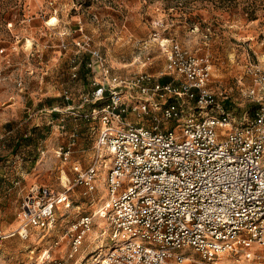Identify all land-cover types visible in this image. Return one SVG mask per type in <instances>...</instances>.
Segmentation results:
<instances>
[{"label": "built area", "instance_id": "built-area-1", "mask_svg": "<svg viewBox=\"0 0 264 264\" xmlns=\"http://www.w3.org/2000/svg\"><path fill=\"white\" fill-rule=\"evenodd\" d=\"M162 28L157 20L151 42L166 58L163 75L174 79L166 84L145 73L123 78L100 51L76 42L72 81L79 79L83 54L93 75L91 92L80 96L78 109L95 106L79 116L70 113L73 105L53 112L60 124L70 114L99 124L90 127L94 157L85 169L74 166V185L64 193L31 189L18 213L20 235L27 238L28 228L52 229L57 207L71 208L74 187L94 199L98 167L111 159L105 176L110 202L100 210L110 246L101 264H264V71L253 68L254 84L242 91L257 106L253 117L237 120L223 104L227 97L211 87L209 58L166 39ZM128 92L139 100L127 104ZM62 97L70 102L73 94L66 89ZM78 137L76 130L69 134L57 158L68 161ZM93 219L79 216L72 225L69 259L84 245ZM7 237L0 231V238Z\"/></svg>", "mask_w": 264, "mask_h": 264}, {"label": "rangeland", "instance_id": "rangeland-1", "mask_svg": "<svg viewBox=\"0 0 264 264\" xmlns=\"http://www.w3.org/2000/svg\"><path fill=\"white\" fill-rule=\"evenodd\" d=\"M157 20L163 23L166 39L209 58L211 87L227 97L226 110L237 120L252 118L257 106L242 91L254 84L253 68L264 71V0H0V154L17 162L14 178L19 182L0 185V231L8 235L0 238V264H101L110 246L107 217L100 210L108 199L105 176L111 159L98 167L94 199L74 187L71 208L57 207L52 229L28 228V237L22 238L18 213L31 189L64 193L74 185V166L85 169L94 157L96 135H91L90 127L99 124L76 117L95 106L78 109L80 96L91 92L93 75L85 67L88 54L80 55L79 79L72 81L69 75L76 42L100 51L113 73L123 78L145 73L152 82L163 78L172 82L173 77L163 75L166 58L160 45L151 42ZM66 89L73 94L70 103L75 109L70 113L76 116L70 114L66 123L56 121L49 130L35 133L36 117L29 116L36 100L42 95L63 98ZM138 100L133 92L125 95L127 104ZM74 130L79 134L77 144L70 159L63 161L55 151L67 145ZM40 137L48 142L45 155L35 148ZM10 186L15 190L8 191ZM83 215L94 216V225L82 248L69 259L71 228Z\"/></svg>", "mask_w": 264, "mask_h": 264}, {"label": "crops", "instance_id": "crops-1", "mask_svg": "<svg viewBox=\"0 0 264 264\" xmlns=\"http://www.w3.org/2000/svg\"><path fill=\"white\" fill-rule=\"evenodd\" d=\"M44 97H47V96L42 95L39 100H36L37 104L33 108L34 113H33V115L29 116V118L32 116L36 117V121H35L36 124L34 125V127H35L34 132L37 134H39V132H41V130H43V131L49 130V126L51 124L55 123L57 121V119L60 117V115L57 112H53L54 109H56L58 106L60 108H65L68 105H73V103L67 102L63 98L56 99V98H44ZM29 112H30V110H29ZM44 127H46V128H44ZM54 127H55V125H54ZM10 133H11V131H8L6 135H9ZM38 143H39L38 146H35V148L38 151L40 150L45 155L46 154L45 148H48V145H47L48 142L46 141V139H43L42 137H40V138H38ZM12 161H13L12 156L6 157V156L0 154V185L5 184L6 182H10L12 185L14 184L15 186L19 185V182L15 181V178H14V176H15L14 167H15V165H17L16 164L17 162H12ZM85 162H87V158H85ZM25 163H27V162H25ZM7 171H10V172H7ZM15 186L7 187L8 191L15 190V188H16Z\"/></svg>", "mask_w": 264, "mask_h": 264}, {"label": "trees", "instance_id": "trees-1", "mask_svg": "<svg viewBox=\"0 0 264 264\" xmlns=\"http://www.w3.org/2000/svg\"><path fill=\"white\" fill-rule=\"evenodd\" d=\"M161 82H162L163 84H166V83L169 82V79H168V78H163V79L161 80Z\"/></svg>", "mask_w": 264, "mask_h": 264}, {"label": "bare ground", "instance_id": "bare-ground-1", "mask_svg": "<svg viewBox=\"0 0 264 264\" xmlns=\"http://www.w3.org/2000/svg\"><path fill=\"white\" fill-rule=\"evenodd\" d=\"M109 202H110V200H109V199H107V202H106V204H109Z\"/></svg>", "mask_w": 264, "mask_h": 264}]
</instances>
